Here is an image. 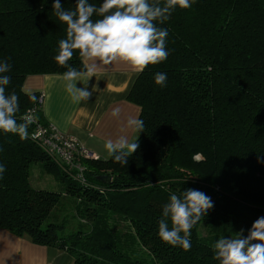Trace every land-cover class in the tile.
Segmentation results:
<instances>
[{
	"label": "trees",
	"instance_id": "16d2710c",
	"mask_svg": "<svg viewBox=\"0 0 264 264\" xmlns=\"http://www.w3.org/2000/svg\"><path fill=\"white\" fill-rule=\"evenodd\" d=\"M102 2L89 0L97 7ZM53 3L0 0V62L11 65L3 74L11 77L6 94L19 98L18 123L30 118L24 139L0 131V164L6 168L0 229L64 250L71 264H219L207 239L235 237L241 230L247 237L264 217V0H194L157 22L168 30L169 55L140 71L127 95L143 121L134 140L139 148L128 164L110 157L82 160L83 182L32 137L50 124L40 93L22 89L27 76L66 71L54 60L66 25L54 15ZM60 3L74 9L76 0ZM68 63L85 71L78 51ZM157 72L167 74L166 86L155 83ZM34 163L57 175L63 190L32 187ZM189 188L211 197L214 207L191 230L185 251L159 238L158 222L170 195ZM68 208L80 221L71 232H65Z\"/></svg>",
	"mask_w": 264,
	"mask_h": 264
},
{
	"label": "clouds",
	"instance_id": "9594fccd",
	"mask_svg": "<svg viewBox=\"0 0 264 264\" xmlns=\"http://www.w3.org/2000/svg\"><path fill=\"white\" fill-rule=\"evenodd\" d=\"M194 0H103L99 7L89 0H76L74 9H65L60 0H54V15L66 25V38L59 41L55 62L66 68L63 73L66 91L73 103L87 101L92 92L87 88L91 72L77 70L68 62L76 51L82 58L97 65H110L116 61L143 71L149 65L165 61L169 55L166 47L168 30L158 27L170 19L178 7L188 9ZM100 17L93 19V16ZM11 70V65L0 62V131L26 138L30 118L24 122L16 119L19 98L15 92L6 94V86L11 77L3 75ZM155 83L166 86L167 74L155 73ZM85 86L77 88L76 83ZM95 88H93V91ZM35 103L36 98H30ZM119 109L112 112L119 117ZM129 127L143 132V121L129 119ZM139 148L138 138L129 142L125 136L108 140L105 144L108 156L114 162L128 164L129 157ZM6 171L0 164V178ZM214 207L211 197L196 189H186L180 195L172 193L163 205L162 218L158 222V236L164 242L185 251L190 250V235L193 227ZM169 222L171 227H169ZM237 233L235 237L221 236L213 245L214 259L219 264H264V217L255 220L247 237Z\"/></svg>",
	"mask_w": 264,
	"mask_h": 264
},
{
	"label": "crops",
	"instance_id": "0c3cea01",
	"mask_svg": "<svg viewBox=\"0 0 264 264\" xmlns=\"http://www.w3.org/2000/svg\"><path fill=\"white\" fill-rule=\"evenodd\" d=\"M82 62L85 72L90 71L92 75L87 83L92 95L87 101L72 102L63 75L27 76L22 89L29 94L41 93V109L47 122L58 132L75 138L97 159L104 160L109 158L105 149L108 140L125 136L129 142H134L136 138V130L129 127L127 121L137 119L140 108L127 100V95L140 71L122 61L110 65L97 62L94 66L85 58ZM84 86L79 81L76 83L77 88ZM115 109H119L118 118L111 115ZM47 181L40 175L32 177L34 185L39 187ZM71 263L72 257L64 250L38 246L28 238L0 229V264Z\"/></svg>",
	"mask_w": 264,
	"mask_h": 264
},
{
	"label": "built area",
	"instance_id": "2783aa9c",
	"mask_svg": "<svg viewBox=\"0 0 264 264\" xmlns=\"http://www.w3.org/2000/svg\"><path fill=\"white\" fill-rule=\"evenodd\" d=\"M42 99L43 95L40 93L38 101L41 102ZM32 137L51 159L62 162L63 166L74 171L76 179L84 181L85 168L81 162L84 159H95L93 153L75 138L58 132L52 125H49L48 128L37 127Z\"/></svg>",
	"mask_w": 264,
	"mask_h": 264
},
{
	"label": "rangeland",
	"instance_id": "374dc122",
	"mask_svg": "<svg viewBox=\"0 0 264 264\" xmlns=\"http://www.w3.org/2000/svg\"><path fill=\"white\" fill-rule=\"evenodd\" d=\"M39 167H40L39 164H36V163L32 164L31 167H30L29 180H30L31 186L34 187V188H41V189H45V190H49V191H62L63 189H61V187H63V185L55 179V177L57 175L45 174L43 171L40 170ZM36 169H37V171L35 172ZM34 175H40L43 179H48V181L46 182V184L43 187L36 186L32 182V177ZM61 203H62V201H61ZM74 205H75V203L72 200H70V208H71V206H74ZM67 210H68L67 212H65L64 209L59 210V211H55L54 215H56L57 218H59V217H61L64 214V212H65V214H68V216L66 217V222H65L66 223L65 232H71L72 231L71 228H73V227H75L76 229L78 228V225H80V221L73 215V212L69 208ZM117 227H118V229L120 230L121 233H124L125 224H124L123 221H118ZM87 228H88V226L81 225V230H86ZM76 229H74V230H76ZM203 233L204 232L202 230V234ZM230 236L234 237V234L232 233L228 237H230ZM228 237H225V238H228ZM219 238L220 237L213 238V239L212 238H208L207 242H209L210 244L214 245L216 240L219 239Z\"/></svg>",
	"mask_w": 264,
	"mask_h": 264
},
{
	"label": "water",
	"instance_id": "95a60500",
	"mask_svg": "<svg viewBox=\"0 0 264 264\" xmlns=\"http://www.w3.org/2000/svg\"><path fill=\"white\" fill-rule=\"evenodd\" d=\"M110 179H111V178H110L109 176H101V177H100V180H102V181H104V182H107V183L110 182Z\"/></svg>",
	"mask_w": 264,
	"mask_h": 264
}]
</instances>
